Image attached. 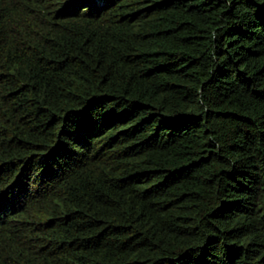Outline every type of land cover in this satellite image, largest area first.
<instances>
[{
    "label": "trees",
    "instance_id": "1",
    "mask_svg": "<svg viewBox=\"0 0 264 264\" xmlns=\"http://www.w3.org/2000/svg\"><path fill=\"white\" fill-rule=\"evenodd\" d=\"M0 264H264V0H0Z\"/></svg>",
    "mask_w": 264,
    "mask_h": 264
}]
</instances>
